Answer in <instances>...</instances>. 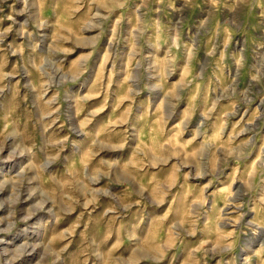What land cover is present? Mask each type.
<instances>
[{
	"label": "rangeland",
	"instance_id": "obj_1",
	"mask_svg": "<svg viewBox=\"0 0 264 264\" xmlns=\"http://www.w3.org/2000/svg\"><path fill=\"white\" fill-rule=\"evenodd\" d=\"M0 264H264V0H0Z\"/></svg>",
	"mask_w": 264,
	"mask_h": 264
},
{
	"label": "water",
	"instance_id": "obj_2",
	"mask_svg": "<svg viewBox=\"0 0 264 264\" xmlns=\"http://www.w3.org/2000/svg\"><path fill=\"white\" fill-rule=\"evenodd\" d=\"M233 201H236V199H233Z\"/></svg>",
	"mask_w": 264,
	"mask_h": 264
}]
</instances>
